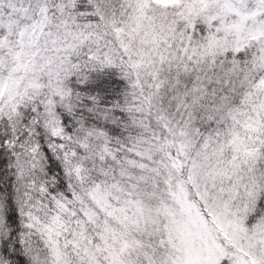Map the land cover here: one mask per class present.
I'll return each mask as SVG.
<instances>
[{
  "label": "snow or ice",
  "instance_id": "1",
  "mask_svg": "<svg viewBox=\"0 0 264 264\" xmlns=\"http://www.w3.org/2000/svg\"><path fill=\"white\" fill-rule=\"evenodd\" d=\"M0 264H264V0H0Z\"/></svg>",
  "mask_w": 264,
  "mask_h": 264
}]
</instances>
